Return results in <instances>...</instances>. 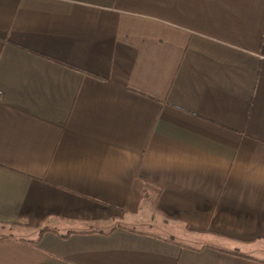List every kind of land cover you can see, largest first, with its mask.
<instances>
[{"label": "crops", "instance_id": "0c3cea01", "mask_svg": "<svg viewBox=\"0 0 264 264\" xmlns=\"http://www.w3.org/2000/svg\"><path fill=\"white\" fill-rule=\"evenodd\" d=\"M259 242L264 0H0V264H264Z\"/></svg>", "mask_w": 264, "mask_h": 264}, {"label": "rangeland", "instance_id": "374dc122", "mask_svg": "<svg viewBox=\"0 0 264 264\" xmlns=\"http://www.w3.org/2000/svg\"><path fill=\"white\" fill-rule=\"evenodd\" d=\"M142 229H146V228L143 227ZM174 229H175V227H173V226L165 225L164 229H163L164 231L163 230H161V231H162V233H165V234H167L168 232L178 234V233H176L177 231L175 232L176 229L175 230ZM168 235H169V233L167 234V236ZM177 238H178V236H177ZM254 247L256 249V254L261 256V257H264V242H259V243L255 244Z\"/></svg>", "mask_w": 264, "mask_h": 264}, {"label": "trees", "instance_id": "16d2710c", "mask_svg": "<svg viewBox=\"0 0 264 264\" xmlns=\"http://www.w3.org/2000/svg\"><path fill=\"white\" fill-rule=\"evenodd\" d=\"M43 231H45V230H43ZM41 233H42V231H41Z\"/></svg>", "mask_w": 264, "mask_h": 264}]
</instances>
